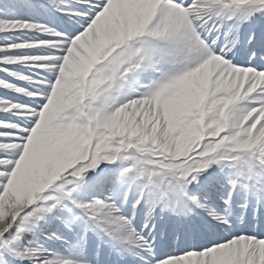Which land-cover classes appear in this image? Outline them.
Masks as SVG:
<instances>
[{"label":"snow or ice","instance_id":"6c2138e0","mask_svg":"<svg viewBox=\"0 0 264 264\" xmlns=\"http://www.w3.org/2000/svg\"><path fill=\"white\" fill-rule=\"evenodd\" d=\"M0 264H264V0H0Z\"/></svg>","mask_w":264,"mask_h":264}]
</instances>
